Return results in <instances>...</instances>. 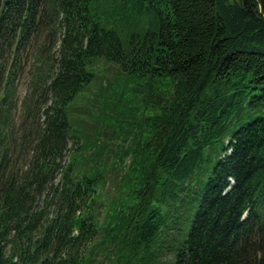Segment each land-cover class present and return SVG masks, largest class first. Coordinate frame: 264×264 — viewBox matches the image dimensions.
<instances>
[{
	"label": "trees",
	"instance_id": "trees-1",
	"mask_svg": "<svg viewBox=\"0 0 264 264\" xmlns=\"http://www.w3.org/2000/svg\"><path fill=\"white\" fill-rule=\"evenodd\" d=\"M99 58L153 110L88 154ZM0 264H264V0H0Z\"/></svg>",
	"mask_w": 264,
	"mask_h": 264
},
{
	"label": "rangeland",
	"instance_id": "rangeland-1",
	"mask_svg": "<svg viewBox=\"0 0 264 264\" xmlns=\"http://www.w3.org/2000/svg\"><path fill=\"white\" fill-rule=\"evenodd\" d=\"M88 68L94 75L93 80L69 104L68 115L73 129L82 136L85 149L90 154L103 150L106 143H110L105 134L111 130L105 126H112L123 133L132 124H141L153 108L146 93L149 88L146 78L129 75L119 64L103 58ZM115 138L112 137L111 143L113 150L118 152L117 144L122 140ZM102 160L106 162V157ZM114 186L115 181L112 180L109 194H114Z\"/></svg>",
	"mask_w": 264,
	"mask_h": 264
}]
</instances>
